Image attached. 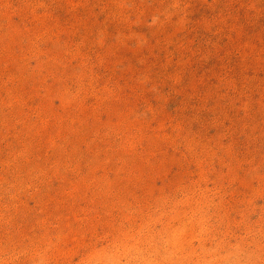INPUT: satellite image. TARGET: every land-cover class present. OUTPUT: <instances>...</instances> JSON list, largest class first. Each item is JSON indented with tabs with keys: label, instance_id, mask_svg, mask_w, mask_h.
I'll return each instance as SVG.
<instances>
[{
	"label": "rangeland",
	"instance_id": "374dc122",
	"mask_svg": "<svg viewBox=\"0 0 264 264\" xmlns=\"http://www.w3.org/2000/svg\"><path fill=\"white\" fill-rule=\"evenodd\" d=\"M0 264H264V0H0Z\"/></svg>",
	"mask_w": 264,
	"mask_h": 264
}]
</instances>
